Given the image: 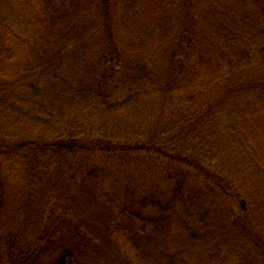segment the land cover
Masks as SVG:
<instances>
[{"label": "rangeland", "instance_id": "374dc122", "mask_svg": "<svg viewBox=\"0 0 264 264\" xmlns=\"http://www.w3.org/2000/svg\"><path fill=\"white\" fill-rule=\"evenodd\" d=\"M52 1L30 7L25 0H0V36L15 54L11 61L0 62V81L10 88H17L21 78L29 76V81L42 79L41 84L47 86L44 93L48 100L64 102L78 93L80 87L86 88L87 85L92 88L106 72L113 75L115 93L138 88L136 80L143 74H147L146 80L150 78L153 83L163 80L166 85L163 89L169 90L170 94L178 92L193 78L204 84V88L210 83V87L219 84L233 72L228 74L224 67H216L215 72L208 74L202 71L203 65L215 58L218 49L210 33V25L219 12L226 11L240 17L242 27L252 31L264 46V10L258 14L255 8L241 0L170 2L167 11L177 24V42L159 47L153 43L154 33L160 26L159 19L150 6L142 7L124 19L119 8L105 0H93L106 33L77 44L68 39L72 34L65 31L61 35L52 31L50 13L57 9L60 0L51 5ZM122 35L127 36L134 51L142 54L141 58L112 50L114 43L120 48ZM112 53L111 57H119L113 73L104 62V57ZM143 58L151 59L147 69L148 63ZM231 81L264 84V64L233 73ZM139 111L135 114L99 113L78 132L83 135L80 145L73 146L72 150L55 148L56 168L45 183L34 216L25 226L24 217L18 214L24 193L22 157L32 145L50 142L52 134L30 130L13 119L0 118V264H13L8 262L4 248L7 240L19 231L26 230L27 239L35 245L42 238L45 240L43 235L52 231L61 234L56 225L67 228L79 226L88 234L89 241L96 240L90 242V257L76 252L81 262L174 264L177 261L178 264H201L189 248L178 244V227L170 229L167 226V233L160 231L154 235L151 231L154 225L147 221L157 222L159 215L148 207L142 214L147 219L140 221L133 231L139 237L136 241L130 240L131 224L124 217L130 213L131 206L138 209L140 196L146 195L145 199H150V183L159 185L155 179V168L175 171L178 165V159L173 156L169 160L165 150L171 140L168 129L176 126L181 117L168 114L163 117L160 110L152 105ZM226 115L229 118L227 116L220 121L222 132L228 133L234 119L243 131H253L258 157L264 163V108L244 99L233 115ZM118 145L121 146L117 151L108 152ZM210 170L216 172L217 169ZM92 172L96 173V178L89 177ZM222 174L214 183L209 184L207 177L198 175L194 181L201 195H207L205 190L212 184L215 191L217 184L227 185L229 190L233 188L228 197H223L218 191L205 197V206L211 207L205 222L217 225V230L209 227L210 230L205 232L213 236L222 232L225 236L212 241V245L221 246H210V250H220L229 264H263L264 177L253 175L251 186L245 190L239 181ZM162 189H167L163 183ZM248 191L255 193L257 210L251 209ZM243 201L246 204L244 209ZM48 222H52L51 225ZM135 255L143 260L137 261ZM57 256L54 252L43 264L52 262Z\"/></svg>", "mask_w": 264, "mask_h": 264}, {"label": "trees", "instance_id": "16d2710c", "mask_svg": "<svg viewBox=\"0 0 264 264\" xmlns=\"http://www.w3.org/2000/svg\"><path fill=\"white\" fill-rule=\"evenodd\" d=\"M25 1L32 7L37 3L50 0ZM105 1L119 8L124 19L142 7H152L156 11L160 24L154 33V45L159 47L161 44L177 42L175 38L178 32L177 24L175 18L167 11L168 4L176 0ZM241 1L255 8L258 14L264 10V0ZM54 2L55 0L51 2V5ZM59 3L57 9L50 13V25L55 33L62 35L66 31L67 34H72L68 39H72L77 44H84L88 39H95L100 34L106 33L103 32L106 29L100 23L99 13L93 0H60ZM242 22L240 17L226 11L219 12L213 19L210 33L218 49L215 58L209 59L203 65L202 71L205 74L215 72L216 67L226 68L229 74L264 64V46L252 35V31L242 27ZM262 31L264 33V28ZM121 38L120 48L118 49L114 43L112 50L136 59L142 57L141 53L133 50L127 36L122 35ZM2 39H4L3 36H0V62L11 61L15 56L14 51ZM112 55L113 53L105 56L104 62L113 73L116 66L114 64L119 62V57H111ZM143 60L148 63L145 66L147 69L151 59L143 58ZM231 75L223 78L219 84L210 87V83L205 88L204 84H199V81L193 78L178 92L171 89L174 94H170L169 90L163 89L166 86L163 80L153 83L150 78L146 80L147 74H143L136 80L138 81L136 84H139L138 88L131 87L128 91L115 93L117 90L112 83L113 75L106 72L92 88H88L87 85L86 88L80 87L78 93L64 102L60 99L45 98L44 90H47V86L41 84L42 79L29 81V76L25 79L21 78L17 88H10L0 81V118L13 119L30 130L52 134L50 142L42 141L32 145L22 157L24 193L23 204L18 214L24 217V226L34 216L35 206L41 198L45 183L56 168L55 148L71 149L73 146L80 145L83 135L78 132L99 113L135 114L140 112L142 107L152 105L158 111L160 110L163 117L167 114L181 117L176 126L168 129L171 140L165 150L169 160L173 156L178 159L176 161L178 169L171 171L168 168L161 170L155 168V179L159 185L150 183V199L146 200V195L140 196L138 209L131 206L130 213L124 217L131 224L129 226L132 229L129 232L130 240L136 241V237H139V234L133 231L140 221L147 219V216L142 217V214L148 207L159 215L157 222L147 221L154 225L151 230L154 235L160 231L163 234L167 233V226L170 229L176 226L180 232L178 244L189 248V251L199 258L201 264H229L222 257L220 250L217 248L214 249L215 251L210 250L212 248L210 246H221V244L212 245V241L221 240L225 236L222 232H216L218 234L214 236L205 232L210 229L217 230V225L205 222L211 207L205 206L204 200L205 197L212 196L217 191L223 197H228L233 188L229 190L227 185L223 187L217 184L215 191L212 190L215 188L212 184L205 190L207 195H201L202 192L196 189L194 181L198 175L207 177L209 184L214 183L218 181L216 178L219 174L223 173L230 179L239 181L240 187L246 190L252 184L253 175L264 177V163L258 157L254 132L243 131L236 123V119L227 129V134L222 132L220 127L222 118H226L228 116L226 114L233 115L244 99H248L257 107L264 108V84L232 82ZM120 146L110 148L108 152L117 151ZM60 155L61 152L59 158H61ZM109 157H111L110 154ZM214 168L217 169L216 172L210 170ZM89 177L97 176L95 172H92ZM162 183L167 186L166 190L162 189ZM247 195L251 209L257 210L255 193L248 191ZM237 196L240 199V194ZM50 223L52 222H48V225H51ZM56 226L61 234L52 231L50 234L43 235L46 236L45 240L42 238L41 242L35 245L27 239L26 230H21L12 236L9 241L7 240L8 244L4 248L8 262L43 264L44 260L50 258L55 252L58 254L57 258L48 264H90L91 260H88L89 263L81 262L76 252L90 257L91 251L88 250L90 242L96 240L89 241L88 234L79 226L72 228ZM135 257L139 262L143 260L137 255ZM262 260L264 264V259ZM174 264H178L177 261Z\"/></svg>", "mask_w": 264, "mask_h": 264}, {"label": "water", "instance_id": "95a60500", "mask_svg": "<svg viewBox=\"0 0 264 264\" xmlns=\"http://www.w3.org/2000/svg\"><path fill=\"white\" fill-rule=\"evenodd\" d=\"M246 207V204H245V202L243 201L242 202V208L244 209Z\"/></svg>", "mask_w": 264, "mask_h": 264}]
</instances>
